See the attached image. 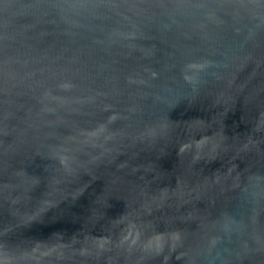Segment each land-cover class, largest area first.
<instances>
[{"label": "water", "instance_id": "1", "mask_svg": "<svg viewBox=\"0 0 264 264\" xmlns=\"http://www.w3.org/2000/svg\"><path fill=\"white\" fill-rule=\"evenodd\" d=\"M0 264H264V0H0Z\"/></svg>", "mask_w": 264, "mask_h": 264}]
</instances>
